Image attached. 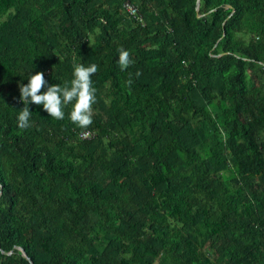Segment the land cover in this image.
I'll list each match as a JSON object with an SVG mask.
<instances>
[{
  "label": "trees",
  "instance_id": "trees-1",
  "mask_svg": "<svg viewBox=\"0 0 264 264\" xmlns=\"http://www.w3.org/2000/svg\"><path fill=\"white\" fill-rule=\"evenodd\" d=\"M197 1L0 0V264H264V0ZM79 63L91 126L20 129Z\"/></svg>",
  "mask_w": 264,
  "mask_h": 264
},
{
  "label": "clouds",
  "instance_id": "clouds-1",
  "mask_svg": "<svg viewBox=\"0 0 264 264\" xmlns=\"http://www.w3.org/2000/svg\"><path fill=\"white\" fill-rule=\"evenodd\" d=\"M119 53L118 65L121 71L128 69L134 61L130 53L123 48L117 49ZM98 71V65L91 64L85 66L83 63L73 64L72 79L60 84H52L46 91L42 89L47 84L44 73L38 71L29 74L27 84L19 85L20 101L24 107L20 109L17 126L20 129L31 127L30 117L32 112L29 110V103L42 105L45 112L50 117L63 120L65 118L64 108L71 105L69 119L80 128L86 129L93 123V105L96 103V89L93 87L92 76ZM141 73L137 71L138 77ZM129 86L132 80L126 82Z\"/></svg>",
  "mask_w": 264,
  "mask_h": 264
},
{
  "label": "built area",
  "instance_id": "built-area-1",
  "mask_svg": "<svg viewBox=\"0 0 264 264\" xmlns=\"http://www.w3.org/2000/svg\"><path fill=\"white\" fill-rule=\"evenodd\" d=\"M123 7L131 14H133L135 12V7L132 6L131 4H129L128 2H124ZM78 135L82 138H88V137L92 136V132H90L88 130H83V131L79 132Z\"/></svg>",
  "mask_w": 264,
  "mask_h": 264
},
{
  "label": "water",
  "instance_id": "water-1",
  "mask_svg": "<svg viewBox=\"0 0 264 264\" xmlns=\"http://www.w3.org/2000/svg\"><path fill=\"white\" fill-rule=\"evenodd\" d=\"M197 4H198V1L196 0V4H195V5L197 6ZM19 250H20L21 254L24 255L23 250H22L21 248H19ZM2 253H3V252H2ZM28 260H29V259H28Z\"/></svg>",
  "mask_w": 264,
  "mask_h": 264
}]
</instances>
